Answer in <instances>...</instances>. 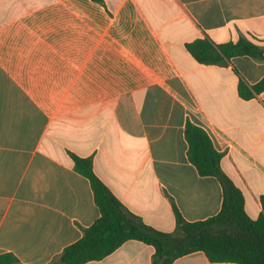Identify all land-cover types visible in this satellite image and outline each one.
<instances>
[{
    "label": "crops",
    "instance_id": "obj_1",
    "mask_svg": "<svg viewBox=\"0 0 264 264\" xmlns=\"http://www.w3.org/2000/svg\"><path fill=\"white\" fill-rule=\"evenodd\" d=\"M264 48V0H0V257L50 264L100 217L70 154L165 233L216 216L223 188L189 160L188 122L264 215V60L197 62L186 45ZM243 89L240 90V85ZM129 240L100 261L152 264ZM173 264L211 263L195 252Z\"/></svg>",
    "mask_w": 264,
    "mask_h": 264
},
{
    "label": "trees",
    "instance_id": "obj_2",
    "mask_svg": "<svg viewBox=\"0 0 264 264\" xmlns=\"http://www.w3.org/2000/svg\"><path fill=\"white\" fill-rule=\"evenodd\" d=\"M186 48L197 62L206 65H221L236 56L264 60V48L243 38L237 43L222 45H215L208 39L196 40ZM185 137L189 160L199 173L217 178L222 185L223 204L216 216L187 222L174 206L175 230L171 233L158 231L123 207L94 174L91 159L70 154L76 171L90 182L100 217L84 231L79 241L65 248L50 264L100 261L129 240L154 248L152 264H173L195 252L204 253L211 263L264 264V215L257 220L246 215L243 194L222 172L221 154L214 149L203 129L188 122ZM14 262L10 256L0 257V264Z\"/></svg>",
    "mask_w": 264,
    "mask_h": 264
}]
</instances>
